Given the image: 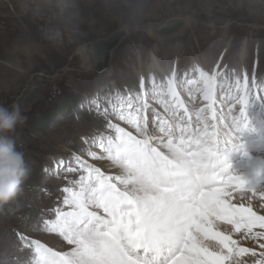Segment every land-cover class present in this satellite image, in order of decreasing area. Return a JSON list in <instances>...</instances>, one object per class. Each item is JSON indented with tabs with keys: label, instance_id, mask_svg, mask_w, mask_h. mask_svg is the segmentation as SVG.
Returning a JSON list of instances; mask_svg holds the SVG:
<instances>
[{
	"label": "rangeland",
	"instance_id": "374dc122",
	"mask_svg": "<svg viewBox=\"0 0 264 264\" xmlns=\"http://www.w3.org/2000/svg\"><path fill=\"white\" fill-rule=\"evenodd\" d=\"M121 1L125 4L95 8L100 0H0V106L15 105L26 117L11 133L24 153L26 173L20 194L0 203V264H37L35 243L69 263L106 264L102 252L93 253L98 239L86 236L91 231L87 226L69 224L71 231L63 235L57 229L61 212L72 209L74 195H82L84 180L92 178L100 193L119 190L128 167L141 174V163H156L160 152L173 153L181 140L186 142L180 129L191 126L195 114L196 128L204 131L213 128L206 129L213 113L214 129L222 125L231 130L239 118H264V61L259 55L264 0ZM172 21L192 26L171 40L149 36V27L157 30ZM122 28L129 34L112 53L109 68L98 75L88 72L78 47ZM203 80L212 81L211 89L203 87ZM244 92L252 99L237 109L233 101L239 102ZM155 112L168 123L158 124ZM263 156L259 151L247 157L255 162L259 181L251 183L250 209L238 207L248 221L235 225H245L239 228L247 237L243 241L253 247L244 252L250 257H242L243 264H264V252L256 254L258 244L264 246ZM183 243L191 253L186 238ZM179 256H184L181 251L174 260ZM50 261L54 257L44 264Z\"/></svg>",
	"mask_w": 264,
	"mask_h": 264
},
{
	"label": "bare ground",
	"instance_id": "6f19581e",
	"mask_svg": "<svg viewBox=\"0 0 264 264\" xmlns=\"http://www.w3.org/2000/svg\"><path fill=\"white\" fill-rule=\"evenodd\" d=\"M191 26L192 24L187 22L181 30L169 35H160L153 26L149 27L152 31H150V34H153L149 36L155 39L171 40L174 37L185 35L188 30H190ZM147 28L148 27H146V30ZM153 62L154 61H152V63ZM83 66L86 68L88 63H83ZM150 69L151 68H149V70ZM101 70L103 69L100 67L98 71L90 73L98 75L107 69ZM203 82L204 88L209 87L211 89V80H203ZM135 86L138 87L137 82H135ZM145 88L146 83L143 78L142 91H144ZM209 92H211V90ZM156 110L158 111V109ZM149 129H151L150 126ZM190 130H192V128ZM200 134L201 132L199 135ZM158 136H160V134ZM260 140L261 139H257L254 145L250 147L261 148ZM183 149H185V146ZM233 151L239 152L241 148L235 147ZM175 153H177L176 150L173 153L168 152L167 154L174 157ZM242 155L246 156V152H243ZM180 158L183 163H175V166H159L147 175L144 173L138 174L140 171H138L137 168L134 169L133 167L131 171L129 167L127 168L129 173L126 174L124 182L119 190H122L126 194L128 197L126 200L130 203L128 205L131 207H128L127 210L114 209L113 212L117 217L116 229L121 231V235L123 236L130 237L131 233L135 232V238H147L153 246H160L161 253H163L162 256H164V253L172 255L173 249H165L164 251L161 246L163 242L168 241V236L162 230H183L185 227L188 231L187 222H192L194 230L189 233L188 239L194 246L195 256L185 254V257L179 256L177 260H174L172 263L170 262V264H243V262H241L243 259L242 257L247 259L250 257H247L244 252L247 247L250 248L252 246H250L249 241H243L247 239V237L244 236L246 234L242 233V230L231 224L235 220V212L238 210V207L250 209L246 201L249 193L254 191V186L252 187L251 183L256 184L259 181V179L255 177L253 159H247V157L242 158V163H240V158L235 156L229 160H220L210 151H208L207 156L203 159H199L200 155L196 153H193L190 158L186 156ZM262 158H264V156ZM223 169L226 170L225 174L231 178V184L238 185L239 191H236L238 188L233 187V185L230 186L231 184L224 188L205 191L202 195L204 197L202 204L206 207L207 211H209L210 218L203 213L201 216L198 215L196 212L197 207L187 208L179 202H171L173 198L164 193V189L167 188L169 183H175V186L178 185V181H180L186 173L192 177L195 184L209 185V179L217 177V174ZM225 202H227L231 208H223L220 206ZM93 206H95V204H93ZM201 207L197 209H202ZM141 210L147 212L148 217L142 215ZM172 214L174 217H170L169 221H165L167 216ZM103 219L107 222V217H103ZM177 221L186 224L184 226H179ZM87 229L91 231H89L86 236H92L98 239L97 244L99 246H91L94 251L93 253L100 250V252L104 254L103 256L109 260L106 264H137L130 253L126 251L125 248L127 247H121L118 235L109 234L113 237V239H111L106 235L98 233L99 229H97V231L89 226H87ZM131 229L132 231L129 232ZM160 237H163V239ZM92 245H94L93 242ZM258 245L259 251H257L256 254L264 252V246L261 244ZM238 247L243 249L242 253L238 251ZM200 254H202V256ZM228 259H232L233 263L231 261L228 263Z\"/></svg>",
	"mask_w": 264,
	"mask_h": 264
},
{
	"label": "clouds",
	"instance_id": "9594fccd",
	"mask_svg": "<svg viewBox=\"0 0 264 264\" xmlns=\"http://www.w3.org/2000/svg\"><path fill=\"white\" fill-rule=\"evenodd\" d=\"M25 120L17 106L11 109L0 106V203L21 192L20 185L26 173L24 153L17 148L11 133Z\"/></svg>",
	"mask_w": 264,
	"mask_h": 264
},
{
	"label": "water",
	"instance_id": "95a60500",
	"mask_svg": "<svg viewBox=\"0 0 264 264\" xmlns=\"http://www.w3.org/2000/svg\"><path fill=\"white\" fill-rule=\"evenodd\" d=\"M183 27V22L172 21V23L157 26V31L160 35H169L181 30ZM128 34L126 29H117L106 39H97L78 47L76 53L80 56L82 63H88V66H86L88 72H96L100 67L103 70L108 69L111 65L112 53Z\"/></svg>",
	"mask_w": 264,
	"mask_h": 264
},
{
	"label": "trees",
	"instance_id": "16d2710c",
	"mask_svg": "<svg viewBox=\"0 0 264 264\" xmlns=\"http://www.w3.org/2000/svg\"><path fill=\"white\" fill-rule=\"evenodd\" d=\"M101 2H103V3H101ZM97 3L98 4L96 5L95 8L101 7V5H103L104 3H108V5H111V6H115V5L117 6L119 3L125 4V2H122L121 0H100V2H97ZM126 4H127V2H126ZM90 5H93L92 2L90 3ZM91 8H93V7L91 6ZM259 55L261 58H263V61H264V45L262 46V49H261Z\"/></svg>",
	"mask_w": 264,
	"mask_h": 264
}]
</instances>
